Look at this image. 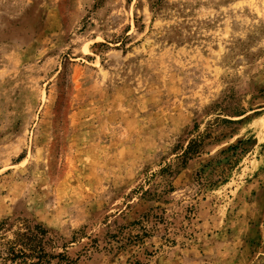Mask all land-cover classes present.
Returning <instances> with one entry per match:
<instances>
[{"label":"rangeland","instance_id":"rangeland-1","mask_svg":"<svg viewBox=\"0 0 264 264\" xmlns=\"http://www.w3.org/2000/svg\"><path fill=\"white\" fill-rule=\"evenodd\" d=\"M28 240L264 264V0H0V264Z\"/></svg>","mask_w":264,"mask_h":264},{"label":"trees","instance_id":"trees-1","mask_svg":"<svg viewBox=\"0 0 264 264\" xmlns=\"http://www.w3.org/2000/svg\"><path fill=\"white\" fill-rule=\"evenodd\" d=\"M42 236H44L45 234H46V231L44 230V229H42V232H39ZM29 241V245L30 244H32L31 245V248H32V254L31 255H29L30 257H32V258H34V259H38V262L37 263H33V264H40V262L42 261V259L45 257V255H46V253H45V251L43 250V247H42V244H38V245H36V246H33V243H32V240H28ZM39 243H41V240H39ZM26 245H28V243L26 244ZM40 248V255H39V253H38V251H37V248ZM21 253L23 252V251H20ZM13 255L15 254L14 252L12 253ZM15 257H17V256H19V255H14ZM14 257V258H15ZM25 263V262H24Z\"/></svg>","mask_w":264,"mask_h":264}]
</instances>
